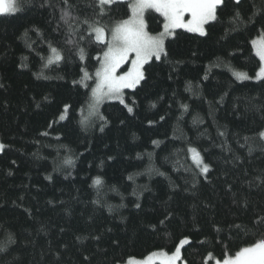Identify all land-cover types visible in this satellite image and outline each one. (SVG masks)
I'll return each mask as SVG.
<instances>
[{"label": "trees", "instance_id": "16d2710c", "mask_svg": "<svg viewBox=\"0 0 264 264\" xmlns=\"http://www.w3.org/2000/svg\"><path fill=\"white\" fill-rule=\"evenodd\" d=\"M68 5L26 0L0 16V264H124L171 254L185 238L184 264H216L259 239L264 81L232 72L259 71L252 41L264 34V0H224L205 36L177 30L125 103L104 104L105 119L86 129L81 113L105 48L89 24L109 29L130 11L126 2L104 15L97 0ZM146 19L150 33L162 30L158 13ZM52 47L63 59L45 68Z\"/></svg>", "mask_w": 264, "mask_h": 264}, {"label": "snow or ice", "instance_id": "6c2138e0", "mask_svg": "<svg viewBox=\"0 0 264 264\" xmlns=\"http://www.w3.org/2000/svg\"><path fill=\"white\" fill-rule=\"evenodd\" d=\"M63 2L70 8L68 0H63ZM119 2L127 3L130 11L127 19L115 23L110 30L104 26H98V21L89 24L90 34L94 33L95 41L105 45V48L102 56L96 58L100 66L95 73V86L91 88L87 115L82 116L80 121L81 126L85 129L90 125L93 117L100 120L105 119L99 112L100 106L105 101L118 100L121 104L125 103L124 90L136 89L145 79L144 66L153 58L158 61L162 56H167L166 40L174 37L177 29H183L200 36L207 35L206 26L217 20L218 9L221 8L224 0H97V5L100 8L99 14H105V6ZM235 2L239 4L240 0H235ZM25 3L26 0H0V16L21 12ZM149 10H153L162 17V30L156 34L147 30L145 13ZM239 16L240 14L236 13L237 19ZM61 19L72 30L71 22L75 18L71 16L70 11L63 10ZM85 23L88 22L85 21ZM109 31L110 38H107ZM71 42L69 41V43ZM252 46L261 63L255 79L264 81V35L253 40ZM51 53L52 55L47 58L44 65L45 68L58 64L63 59L55 47L51 48ZM80 58L81 60L85 58L83 49H80ZM125 64H130V67L121 72L120 70ZM232 74L239 81L253 79L245 72L233 71ZM89 78V74L84 72V80ZM125 107L129 113L133 111L132 107H128L126 104ZM183 107L187 108L186 105ZM67 110L66 106L65 112ZM60 119H64V116L62 115ZM259 136L264 140V131H261ZM4 147L5 145L0 144V151H3ZM188 151L192 154L193 162L200 172L208 173L209 166L204 163L200 153L195 148H189ZM65 163L71 165L73 161L66 159ZM93 183L99 187L102 185V180L98 177ZM136 206L139 207V204ZM257 222H264V218ZM189 243V240L185 238L179 241V246H176L175 251L171 254L161 251L150 254L144 259L129 257L124 264H156L154 261L156 255L160 257L159 264H183L182 249ZM5 250L3 246H0V251ZM210 258L211 254H209ZM216 264H264V233L248 246L240 248L234 255L225 254L222 259L216 260Z\"/></svg>", "mask_w": 264, "mask_h": 264}, {"label": "rangeland", "instance_id": "374dc122", "mask_svg": "<svg viewBox=\"0 0 264 264\" xmlns=\"http://www.w3.org/2000/svg\"><path fill=\"white\" fill-rule=\"evenodd\" d=\"M120 3V2H119ZM149 11H152L153 12V10H149ZM149 11H147V12H149ZM146 12V13H147ZM146 13H145V22L147 23V26H148V21H147V19H146ZM186 19H187V17H186ZM113 27V26H112ZM112 27H110L109 28V30L112 28ZM148 30V29H147ZM177 30H183V29H177ZM176 30V31H177ZM206 31H207V27H206ZM262 35H264V34H262ZM261 36V35H260ZM259 36V37H260ZM259 37H257V38H255L254 40H256V39H258ZM107 38H110V31H109V33H108V37ZM167 41V40H166ZM259 58V57H258ZM155 58H153V60H154ZM130 67V64H125L122 68H121V72H124V71H126L128 68ZM144 68H145V66H144ZM143 71H144V69H143ZM235 71H237V70H235ZM239 72V71H238ZM145 75V74H144ZM255 76H256V74H255ZM255 76L253 77V76H250V77H253V79L252 80H256L255 79ZM93 78L95 79V74L93 75ZM96 82V81H95ZM142 82V81H141ZM140 82V83H141ZM95 86V83H94V85L92 86V87H94ZM139 86V85H138ZM126 90H133V89H125L124 90V92L126 91ZM123 99H124V96H123ZM113 101H116V102H119L118 100H113ZM113 101H105L101 106H100V108H99V112H100V114H101V110H102V106L104 105V104H107V103H113ZM88 107V106H87ZM84 115H87V108L86 109H84L83 110V112L81 113V116H84ZM93 119H97V117H93L92 118V120ZM0 144H2V142L0 141ZM0 152H2V151H0ZM154 254V253H153ZM154 261L156 262V264H159V261H160V257L158 256V255H156V256H154ZM184 264V263H183Z\"/></svg>", "mask_w": 264, "mask_h": 264}]
</instances>
